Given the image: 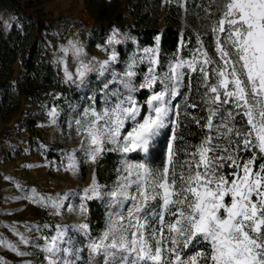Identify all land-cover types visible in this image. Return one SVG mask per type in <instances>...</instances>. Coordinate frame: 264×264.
Here are the masks:
<instances>
[{
    "label": "snow or ice",
    "instance_id": "1",
    "mask_svg": "<svg viewBox=\"0 0 264 264\" xmlns=\"http://www.w3.org/2000/svg\"><path fill=\"white\" fill-rule=\"evenodd\" d=\"M217 15L211 31L218 59L201 44L192 59H176L161 76L157 50L145 49L146 55H153L148 57L144 82H133L137 73L132 69L143 62L141 57L104 84L105 89L112 83L118 87L103 109L89 107L75 120L77 133L84 136L79 151L86 159L95 162L105 151L125 155L122 174L110 190H103L95 179L84 190L83 199L106 196L112 209L106 229L90 239L87 264L98 254L104 264H264V0H224ZM116 32L110 43L119 42ZM69 45L71 49L62 48L65 55L71 50L79 57L82 49L72 41ZM115 59L113 54L101 64V74ZM90 70L81 61L75 75L82 80ZM192 73L199 74L204 86L201 99L206 109L202 124L199 117L192 120L205 135L180 161L174 147L179 123L171 119L178 113L172 101L182 95L185 76ZM65 75L73 79L67 68ZM140 89L150 91L143 103L135 96ZM49 115L54 122L56 110ZM170 125L173 135L162 169L127 159L128 153L147 152ZM68 160L67 170L75 171V151ZM32 199L56 209L63 206L59 197ZM77 227L88 235L87 224ZM18 235L22 243H31ZM7 246L29 254L10 242ZM190 247L191 253L185 251ZM42 250L47 264H82L80 249L62 227L44 238Z\"/></svg>",
    "mask_w": 264,
    "mask_h": 264
},
{
    "label": "rangeland",
    "instance_id": "2",
    "mask_svg": "<svg viewBox=\"0 0 264 264\" xmlns=\"http://www.w3.org/2000/svg\"><path fill=\"white\" fill-rule=\"evenodd\" d=\"M205 2L204 10H206L208 21L205 31L212 33V25L218 19L219 6L223 4L224 0ZM42 7L44 13L55 18V29L52 34L55 39L49 41V48L53 53L52 61L61 70L64 80L68 84L77 85L80 97L74 104L68 103L67 106L63 107L53 105L56 107L57 113L54 122L49 115L51 111H35L32 110L33 106L31 105L23 108L26 111L24 114L17 112L9 120V124L0 118V128H9L13 124L20 123L25 115H36L39 121L33 130L30 129L29 141L21 147L22 150L11 156L0 157V238L4 241V243H0V258L7 264H29V262L30 264H47V254L42 250L44 238L56 235L57 228L62 227L72 237L75 246L80 249L82 264H87L90 258L88 248L90 239L97 238L106 229L109 212L112 209L109 208L106 196L83 199L84 190L92 185L93 179L103 190H110L122 174L121 169L125 155L119 152L122 161L117 170L116 180L111 185L101 184L95 175L97 161L92 162L86 159L83 153L79 151L84 136L77 133L75 120L80 119L84 110L89 107H95L97 111L103 109L106 106V98L113 99L110 93L118 87L117 84L112 83L109 84L108 89H105L104 84L112 80L113 73L123 75L128 70V66L133 61H140L141 57H144L143 62L136 63L132 69L137 73L133 82L137 86L144 82V76L150 66L148 57L153 55L152 53L146 55L145 49L157 50L155 52V57L159 61L157 72L163 76L168 71L169 65L175 63L176 59H192L193 54L196 53L201 44L207 52L208 48L203 37L196 34V38L193 40H182L177 53L170 58L168 63L162 65L159 36L156 38L154 46H138L128 32H122L116 27L104 29L100 21L90 12L87 0H42ZM86 7L91 17L90 24L84 20L83 16ZM12 19L13 15L9 13L3 17L2 22L7 26L11 24ZM114 30H117L116 40L119 41L118 43H110V37L113 36ZM69 41L74 42L77 47L82 49L79 57L74 55L71 50L67 56L62 51V48L71 49ZM129 43L133 45L131 48H129ZM213 43L215 46L214 36ZM118 46H121L122 51H125L124 57L117 51ZM113 54H115L116 59L111 60L107 65V70L101 74L99 71L101 64L104 61H109ZM81 61L91 69L82 80L75 75ZM16 68H18V63ZM65 68L73 74L72 80L66 77ZM141 90L135 93L138 101L140 99L137 95ZM156 90H160V88L157 87ZM148 92L150 94L149 90ZM106 93H109L107 97ZM176 98L172 101L175 106ZM54 99V97L51 98L52 101ZM175 117H171L174 122ZM126 127H130V125H126ZM171 128L170 125L163 129L151 143L147 152L128 153L127 159L132 162H146L154 168V159L150 154L151 149L160 138L168 135ZM108 147L111 148L112 145H108ZM74 151L78 162L77 169L75 171L67 170L68 156ZM82 163L87 165L86 178L81 177ZM34 196L37 198L51 197L53 200L59 197L63 206L56 209L47 201L37 203L32 199ZM90 201H98L105 208L106 224L98 233H93L90 224L87 222L89 216L88 202ZM81 204L84 205V211H81ZM81 224L88 225V235L78 229L77 226ZM18 233L29 238L31 243H22ZM9 242L14 244L20 252L29 254H18L17 251L7 246ZM185 251L191 253L192 249L190 247ZM93 264H104L103 256L96 255Z\"/></svg>",
    "mask_w": 264,
    "mask_h": 264
},
{
    "label": "trees",
    "instance_id": "3",
    "mask_svg": "<svg viewBox=\"0 0 264 264\" xmlns=\"http://www.w3.org/2000/svg\"><path fill=\"white\" fill-rule=\"evenodd\" d=\"M205 1L209 0H87L90 12L100 21L102 28L116 27L128 34L138 46H154L160 37L159 50L162 65L169 62L179 48L182 40H193L199 34L205 40L206 47L213 59L215 46L212 33L205 31L208 25ZM11 13L10 25L2 19ZM55 18L43 12L42 0H0V115L5 121L13 118L17 112L25 113L23 105H40L39 111H46L56 105L74 104L80 97L76 86L68 84L53 61L49 48L50 39H55ZM129 48L133 45L129 43ZM117 51L124 57L125 51L118 46ZM20 68L17 69V63ZM182 95L176 98L174 147L180 161L186 157V151H193L205 135V130L196 124L192 117H203L206 109L202 103L204 86L198 73L186 74ZM149 95L147 89L138 93L143 103ZM55 98L53 101L51 98ZM187 101V104H186ZM196 103L197 107H190ZM146 110V108H145ZM38 116L25 115L22 126L33 130L38 124ZM168 135L160 138L151 149L154 168L162 169L167 163V145L173 135V126ZM242 127V124H237ZM245 156L250 155L244 153ZM95 175L101 184L111 185L117 178L121 165L118 151H105L96 160ZM87 165H81V177L86 178ZM87 222L93 233L105 227V208L97 201L88 202ZM197 250L199 246H197ZM99 262V260H98ZM0 264H7L0 258Z\"/></svg>",
    "mask_w": 264,
    "mask_h": 264
},
{
    "label": "built area",
    "instance_id": "4",
    "mask_svg": "<svg viewBox=\"0 0 264 264\" xmlns=\"http://www.w3.org/2000/svg\"><path fill=\"white\" fill-rule=\"evenodd\" d=\"M84 20L91 23V17L88 8L83 11ZM32 110H40V105H32ZM30 129L28 126H22L21 123L13 124L9 128H0V157H7L17 154L22 150L30 138Z\"/></svg>",
    "mask_w": 264,
    "mask_h": 264
},
{
    "label": "crops",
    "instance_id": "5",
    "mask_svg": "<svg viewBox=\"0 0 264 264\" xmlns=\"http://www.w3.org/2000/svg\"><path fill=\"white\" fill-rule=\"evenodd\" d=\"M20 68V63L18 62V68L17 69H19ZM30 105L27 103V102H25L24 103V105H23V108H27V107H29ZM56 107H50V108H48V110H46L45 112H48V111H52V109H55ZM0 118H2L3 119V117H1V115H0ZM6 124H9V121H6Z\"/></svg>",
    "mask_w": 264,
    "mask_h": 264
}]
</instances>
